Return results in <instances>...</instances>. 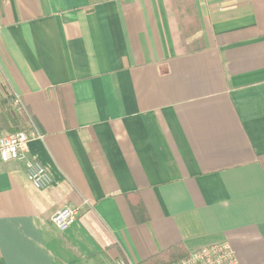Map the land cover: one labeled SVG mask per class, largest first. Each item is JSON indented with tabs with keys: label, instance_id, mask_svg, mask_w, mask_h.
<instances>
[{
	"label": "crops",
	"instance_id": "0c3cea01",
	"mask_svg": "<svg viewBox=\"0 0 264 264\" xmlns=\"http://www.w3.org/2000/svg\"><path fill=\"white\" fill-rule=\"evenodd\" d=\"M0 18V138L36 129L52 177L0 164V264L219 243L264 264V0H0Z\"/></svg>",
	"mask_w": 264,
	"mask_h": 264
},
{
	"label": "built area",
	"instance_id": "2783aa9c",
	"mask_svg": "<svg viewBox=\"0 0 264 264\" xmlns=\"http://www.w3.org/2000/svg\"><path fill=\"white\" fill-rule=\"evenodd\" d=\"M3 1V0H2ZM5 1V0H4ZM2 20L0 18V32ZM15 106L23 108L20 100ZM43 135L36 129L31 132L7 134L0 138V164L12 161L23 163L29 183L37 190L48 188L52 184V177L48 170L37 160L28 157V143L34 139H43ZM79 215L78 208L64 207L56 211L51 222L60 230L68 229ZM123 264V263H122ZM173 264H239L235 252L228 243L213 244L201 247L189 253L182 260Z\"/></svg>",
	"mask_w": 264,
	"mask_h": 264
},
{
	"label": "trees",
	"instance_id": "16d2710c",
	"mask_svg": "<svg viewBox=\"0 0 264 264\" xmlns=\"http://www.w3.org/2000/svg\"><path fill=\"white\" fill-rule=\"evenodd\" d=\"M8 102L9 100L6 101V104ZM4 110H5V113L3 114L4 117L9 118L12 124H14V121H19L21 123H24L23 122L24 119L22 118V116L17 115L16 112L12 109V107L10 108L5 106ZM177 249L178 247H173L172 249L162 252L153 259H150L142 264H173L175 262H178L183 258H185L186 256L180 257L181 255L179 254Z\"/></svg>",
	"mask_w": 264,
	"mask_h": 264
}]
</instances>
